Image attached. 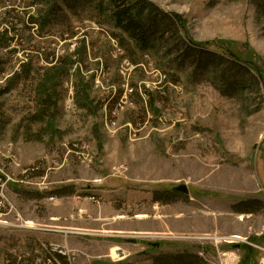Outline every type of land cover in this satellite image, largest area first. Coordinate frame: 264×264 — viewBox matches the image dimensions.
Returning a JSON list of instances; mask_svg holds the SVG:
<instances>
[{
	"label": "rangeland",
	"instance_id": "obj_1",
	"mask_svg": "<svg viewBox=\"0 0 264 264\" xmlns=\"http://www.w3.org/2000/svg\"><path fill=\"white\" fill-rule=\"evenodd\" d=\"M109 1L0 0V40L5 32L9 39L0 45V264H17L26 251L46 255L49 245L68 249L69 264H153L180 254L213 264L218 249L247 254L222 239L235 235L188 233L191 208L240 217L246 237L236 236L238 243L257 264L264 248V0H147L164 15L145 49L116 28ZM173 14L185 32L172 26ZM187 35L211 51L190 47ZM222 50L239 57L240 68ZM55 66L56 83L45 85ZM154 69L167 76L165 95ZM127 87L135 105L121 107ZM182 184L189 194L173 191ZM138 188L152 200L123 198ZM136 212L159 216L161 233L139 238L121 262L124 252L112 258V244L121 250L132 239L111 238L103 224ZM77 215L82 227L103 232L74 229ZM51 226L64 227V242L27 244L33 231ZM78 232L83 243L71 241ZM16 237L23 245L9 253ZM200 246L212 247L209 260Z\"/></svg>",
	"mask_w": 264,
	"mask_h": 264
},
{
	"label": "crops",
	"instance_id": "obj_2",
	"mask_svg": "<svg viewBox=\"0 0 264 264\" xmlns=\"http://www.w3.org/2000/svg\"><path fill=\"white\" fill-rule=\"evenodd\" d=\"M190 188V187H188ZM123 198H126L128 203L130 204H139L140 202H143L145 200H152V197L150 194H146L143 189H136V190H125ZM190 200H194L193 198H190ZM193 202V201H192ZM192 212H189L188 210V233L189 232H198V233H203V234H208V233H214V232H219L223 235L226 236H240L241 237H246L243 234L244 233L241 229V224H240V217L238 218L230 216L229 219H220L219 217H215L214 215L211 216L210 212H207V210H194L191 208ZM212 211V210H211ZM228 213V212H226ZM147 214H144V212H136L135 216L132 218H127L124 215H117V214H112L108 218V222L106 224H103L104 232L105 234L109 235L113 239H123L122 237H131L132 240H130L127 243V246H124L123 248H120L119 250L116 245L118 244H112V248H114L111 251V257L115 258L114 255H120L118 252H124V259L121 260V262L126 261L130 259L134 254L133 248H139L141 246V243L138 241L139 238L146 236V234L149 235H159L161 233V219L159 216H146ZM81 215H77L74 217L73 221V228L78 229L80 231H90L93 230L95 235H100L96 233H102L101 229L99 228H85L82 227L81 223ZM97 219V218H96ZM101 220H104L103 217L100 218ZM182 218H179V220ZM178 220V219H176ZM130 222V223H129ZM172 222H175L173 219ZM76 223V224H75ZM78 224V226H76ZM172 225L182 226L180 223H172ZM70 226V225H69ZM96 226V224H95ZM169 226V224H168ZM59 228V227H57ZM64 229V227L62 228ZM62 229H55L52 226L49 228H44L41 231H33L31 233V240L27 239V244L29 246L33 247H40L41 245L47 244V242H64V232ZM100 230V231H99ZM85 235L84 233H76L75 238H71V241H77L80 243L82 242V239H80V236ZM102 235V234H101ZM189 236V235H188ZM99 237V236H98ZM127 240V239H125ZM20 242V245H23V241H20V239L17 237L14 240V244H9L7 247V250H9V253H14L16 254L17 248L15 247V244L17 242ZM69 241V240H68ZM70 241V244L72 245ZM35 244V245H34ZM70 245V246H71ZM120 245V244H119ZM131 246V247H128ZM12 248V249H11ZM231 248V247H230ZM215 249V248H214ZM229 248H226L227 251ZM213 250L212 247H206V246H200L198 248V253L203 259L206 261V258L210 256V251ZM216 250V249H215ZM215 252V251H214ZM206 255V256H205ZM242 255V254H241ZM122 255H120L121 258ZM13 257L10 255L8 256V259H12ZM67 259V258H66ZM207 260H209L207 258ZM59 263H66L64 260H59ZM77 263H82L80 259H78ZM97 264H104L101 262H94Z\"/></svg>",
	"mask_w": 264,
	"mask_h": 264
},
{
	"label": "trees",
	"instance_id": "obj_3",
	"mask_svg": "<svg viewBox=\"0 0 264 264\" xmlns=\"http://www.w3.org/2000/svg\"><path fill=\"white\" fill-rule=\"evenodd\" d=\"M140 1L143 4L142 7H138L136 4L130 5L129 2H125V0L124 1L123 0H110L109 5L112 8L111 19L113 20L116 28L123 30L136 43L137 46H139L141 49H145L149 46V42H151L150 36L154 34V30L156 31L157 29L156 24H157V19L159 15H164V14L159 9H157L154 5H152L149 1L147 0H140ZM145 13L147 14V16L144 15ZM170 18L173 21L172 26H175L177 29H180V30L182 29L185 32L186 22L183 21V19L179 15L173 14L170 16ZM162 27L164 28L163 25ZM162 32H165V31H161V36L164 35V33ZM5 34H6L5 37L2 35L3 36L2 41L0 40V45H3V46L9 41V39H6V37H8V33L5 32ZM187 39H188L187 43L190 47L203 48V51L205 52L207 50L211 51L212 46H210V44L208 43L198 44L194 42L191 38H189L188 35H187ZM152 41H153V44H155L154 38H152ZM228 51L229 50L223 51V53L225 55L233 57V61L231 62L232 65L235 66L236 68H240V65L238 64V62H241L242 60ZM128 62L130 63V61ZM75 64H76L75 60L71 59L69 62V66L73 67ZM134 66H139V65L136 64ZM53 68H54L52 70L53 73L50 76L46 77L45 85L54 86V84L56 83V80L59 76L58 74H60V69L58 68V66H55ZM78 74H80V71H78ZM144 93L148 97V100H149L150 99L149 95L152 92L149 89L145 88ZM165 94H166V91H165ZM45 96H49V99L47 100H50L49 94H45ZM262 239L264 241V235ZM238 248L244 249L245 251L247 250V254L246 253L244 254L240 264H256V263H252L253 251L249 247L246 248V245L244 246L238 245ZM164 258L165 259H163L162 261L156 259L153 264H203V263H200L202 259L197 255L180 254L176 256H166ZM57 259L58 261L64 260L66 262V259L64 257L57 256ZM61 264H69V263L66 262V263H61Z\"/></svg>",
	"mask_w": 264,
	"mask_h": 264
},
{
	"label": "built area",
	"instance_id": "obj_4",
	"mask_svg": "<svg viewBox=\"0 0 264 264\" xmlns=\"http://www.w3.org/2000/svg\"><path fill=\"white\" fill-rule=\"evenodd\" d=\"M146 59L150 60L149 55L145 56ZM125 64H129L128 61L125 62ZM154 72L156 74H159L161 79L159 82L155 83V88H157L158 91L162 95H165L164 87L161 86L163 80L167 78L166 74H163L161 71L158 69H154ZM134 94V89L131 87H127L126 92L121 99V102L119 103V106L123 107L124 105H130L134 106V102L130 99V97ZM142 98L144 99L145 102H147V96L145 94L141 93ZM114 124V123H113ZM213 239L212 237H210ZM218 242L220 239L215 237ZM223 240L227 242L228 245H230L231 248H234L235 246L239 245V241H241L240 237L233 238L227 237V238H222ZM218 245V244H217ZM258 249L261 251V256L259 257L258 263L257 264H264V248L263 247H258ZM46 252L47 254L44 255L42 251H26L23 256L19 257L17 259V264H61L59 263L57 256L64 257H73L70 254V251L66 249L65 247L62 246H57V245H49V247H46ZM217 257L215 258V262H211L213 264H240L241 263V257L242 255L239 253V250L236 249H231L227 251L223 250H217L216 251ZM210 262V261H209Z\"/></svg>",
	"mask_w": 264,
	"mask_h": 264
},
{
	"label": "water",
	"instance_id": "obj_5",
	"mask_svg": "<svg viewBox=\"0 0 264 264\" xmlns=\"http://www.w3.org/2000/svg\"><path fill=\"white\" fill-rule=\"evenodd\" d=\"M173 191L177 193L186 194V195L189 194L188 186H186L185 184L178 185L177 187L173 189ZM235 247L238 248V246H235Z\"/></svg>",
	"mask_w": 264,
	"mask_h": 264
}]
</instances>
